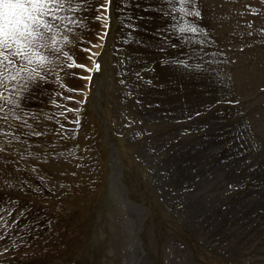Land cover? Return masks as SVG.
Instances as JSON below:
<instances>
[{
  "label": "rangeland",
  "instance_id": "1",
  "mask_svg": "<svg viewBox=\"0 0 264 264\" xmlns=\"http://www.w3.org/2000/svg\"><path fill=\"white\" fill-rule=\"evenodd\" d=\"M146 1L115 0V27L107 47L111 53L104 70L100 61L107 50L111 14L108 0H90L89 10L78 13L85 26L75 31L71 49L76 64L84 67L60 73L64 88L49 82L26 101L28 108L56 114L66 128L75 131L67 133L73 138L61 139L55 120L42 118L37 127L49 130L46 136L30 138L31 148L14 142L0 153V207L14 209L9 224L21 211L25 213L14 227L0 231L5 237L0 240V264H264V161L243 118L250 115L249 103L263 95L264 87L240 89L225 97L221 83L231 81L230 62L216 41L217 48L207 55L214 63L206 66L208 72L199 70L204 74L196 80L212 98L197 102L189 97L193 103L188 105L179 99L170 102L164 96L178 88L176 82L145 76L152 68L137 72L126 57L116 81L120 88L115 87L104 73L116 62L117 52L129 48ZM252 3V8L244 9L257 16L260 10L255 0ZM189 10H199L200 17L183 16L181 22H195L204 29V34H189L212 40L200 0ZM260 19L245 18L238 24L255 32ZM170 32L173 37L178 34ZM130 35L131 41L124 43ZM95 64L100 65V73L89 71ZM133 74L145 84L144 94L151 101L132 97L136 90L129 85ZM89 76L90 80L82 78ZM93 79L98 82L97 96H93L97 91ZM49 80L54 81V76ZM178 112L182 113L179 117ZM162 114L168 118H159ZM112 115L123 122L120 132L108 122ZM77 119L78 126L70 123ZM187 120L196 128L208 126V143L204 134V145L192 142L182 158L165 147L147 148L149 139L169 134L180 139ZM210 147L217 150L209 151ZM70 149L74 150L71 157L67 156ZM29 151L37 155L28 156ZM9 200L15 203L9 205Z\"/></svg>",
  "mask_w": 264,
  "mask_h": 264
},
{
  "label": "bare ground",
  "instance_id": "2",
  "mask_svg": "<svg viewBox=\"0 0 264 264\" xmlns=\"http://www.w3.org/2000/svg\"><path fill=\"white\" fill-rule=\"evenodd\" d=\"M114 2H115V0L111 1V8H110V10L112 11L111 25L108 29V39H107L108 42H107V44L104 45V47L106 49L108 47V43L110 41V38H111V35L113 32V28L115 27V24H114L115 16L113 13ZM200 4L202 5L203 9L205 10V14L208 17V20H209L208 37L212 40H209L208 38H206L204 36L196 37L197 35L193 36L189 33L182 34V35L176 34L173 37V34L168 30L169 20H170L171 16H165L164 15V12L169 10L167 4L162 3L161 0H147L144 4H142V6H141L142 14L140 17L139 27L138 28L136 27V29L133 33L134 34L133 39H132V41L130 40L131 43H130V45H128L129 48H127V49L122 48L121 51L119 50L117 52L118 58H117L116 62L115 63L112 62L110 69L107 70L106 73H104L105 75H107V78H108L107 81L114 83L113 85H115V87L116 86L119 87V83L116 81L118 80V78L121 74V70H122L120 64L123 63V61L126 57L127 60L129 61L128 64H129L130 68L136 69L137 72L143 71V70H145L144 67L149 68V66H150L152 68V70H150V72H148V75H145V76L151 75V77H154L156 79L161 78V80L164 78L165 79L167 78L169 80L176 82V85H178V88L171 90V92L168 93V95H166V96L163 95L164 98L169 99L170 102L174 101L175 99H179L180 102H185L184 104L188 105L189 103H193L192 101H189V99H191V98L197 99L196 100L197 102H198V99H200V102H201V99L205 100L206 96H209L212 98V95L208 89L204 88L202 84L196 83V80L198 79V77L200 75L204 74V72L203 71L199 72L197 70H185L183 65L178 64V63H168V61H170L171 59H172V61H178V59H180V60L183 59V60H186L189 64L201 63V64H203L204 68H207V67L209 68V66H211V64H209V63L207 64V61H208L207 55L209 54V56H210V53H208V52H210L212 48L216 49L217 43H218V45L222 48V50L225 52V54L229 57V62H230L231 81L229 83H221L225 97L231 96L232 92H237L240 89H247V90H252V91L261 90L264 87V0H255V4H256V6H258V8L260 10V12L257 16L253 15L250 10L246 11L244 9L245 7L252 8V6H253L252 0H200ZM173 15L178 16L177 13H175ZM256 17H259V18L262 17V19L257 21L255 32H252L251 29L249 27H247L246 25L238 24V22L242 19H245V18L255 19ZM180 22H181V20H180ZM174 23H175V21H174ZM184 35L192 36L194 39V42L192 44L181 43V40H182ZM171 40H173L172 43H171ZM201 40L204 41L203 45H201L199 43V41H201ZM172 44H176L178 46L173 48V47H171ZM201 49H202V51H201ZM195 52H200V55L199 56L195 55L194 54ZM110 53H111V49H107V50L104 49V51H103L102 61H100V64L102 65L101 68L104 66V68H105L104 70H106L105 63H106L107 58L110 57ZM124 53H125V55H124ZM201 57H203V59H201ZM173 58H175V60ZM212 58H214V56ZM161 60H167V61H161ZM153 63H155V65H153L154 67L152 66ZM219 65L223 69V66L221 64H219ZM125 69H126V67H125ZM100 72H101V69L99 70L98 73H100ZM96 75L94 76V79L96 78ZM213 75L215 76L214 72H213ZM134 76L135 75L133 74L132 77L130 78L131 84H129L126 81V79H124L130 86L133 87L132 91L134 89H136L135 92H133L134 95L131 94L132 97L134 96V98L135 97L139 98L141 96L140 98H142L145 102L151 101L149 96L144 94V93H146L145 89H144L145 84L142 83L140 80L134 78ZM223 76H224V73H223ZM122 77L126 78L124 76H122ZM151 80H153V79H151ZM153 81H155V79ZM93 82H95V80ZM94 85L97 89L98 88V82L96 81L94 83ZM176 85H175V87H176ZM125 87H129V86H125ZM146 88H147V86H146ZM125 89L126 88H124V90ZM97 93H99V89H97V91L93 92V96H97ZM126 93H125V95H126ZM154 93H156V92H154ZM147 94H148V92H147ZM158 94H159V92H158ZM262 94H263L262 96L255 97L254 100L249 103L250 108H251L250 115L243 116V118L246 122L247 128H249L252 132V138H253L254 143L257 144V146H259L257 152L262 154L263 161H264V92ZM114 95H116V94H114ZM189 97H191V98H189ZM152 98H154V97L152 96ZM155 98H156V96H155ZM158 99L160 100V98H158ZM197 102H196V104H197ZM153 104H155V103H153ZM90 105H91V107L93 106V98L90 100ZM132 105H134V104H132ZM134 107H135V105H134ZM178 107H181V106H179V104H178ZM143 108H144V106H143ZM189 108H191V107L189 106ZM90 110L92 112H94L93 109L90 108ZM104 110H107V109H104ZM189 110H191V109H189ZM175 111H177V110H175ZM181 114H182L181 112H178L176 114V116L179 117V116H181ZM92 115H93V113H92ZM147 116L148 117H151V116L154 117L155 115H152V114H150V115L145 114L144 115V117H147ZM158 117L159 118H163V117L168 118V114H162L161 116H158ZM189 120H187L189 122L187 127L181 131V132H183L182 136L180 133V136H181L180 139L173 137L171 134H169V135L166 134L167 136H164V137L149 139L146 143V145L148 147L145 146V144H143V145L147 148H154L157 146L165 147L174 156L179 154L178 157L182 158L184 156V153L186 152L188 146L191 145L192 142H195L198 144L203 143V145H204V141H205L204 140L205 138H203L204 134H206L208 136V140H206L205 142L206 143L209 142L210 132H209L208 126L207 127L205 126L206 128H204V127L196 128L193 125V122L189 121ZM108 122L113 123L115 131H118V132L121 131L123 122L119 117H117V116L115 117V115H112L109 117ZM132 130H134V129H132ZM151 130H152V128H151ZM142 132H144V131L142 130ZM124 134H123L124 137L127 138L126 135L128 134V129L124 132ZM183 138H189V140L186 139L187 140L186 142H182L181 139H183ZM250 142L252 143L251 140H250ZM149 144H151V145H149ZM136 147H139V146H135V148ZM107 148H108V146H107ZM212 148L214 151L217 150L215 147H210L209 151H211ZM137 152H138V150H137ZM137 152H136V154H137ZM112 156L110 158H112ZM248 156H249V154H248ZM158 176H160V175L158 174ZM160 178H161V176H160ZM211 180H212V178H211ZM217 182H218V180H217ZM166 188H168V187H166ZM178 188H179V186H178ZM153 189H154V187H153ZM205 190H207V189H205ZM183 192H185V191H183ZM108 193H109L108 195L111 194V192H108ZM173 194H174V191H173ZM187 194H189V193H187ZM108 195H106V197ZM157 195H158V193H157ZM180 203H181V201H180ZM183 203H184V200H183ZM192 203H193V201H192ZM193 212H194V210H193ZM206 218H208V217H206ZM193 222H194V220H193ZM231 222L232 221H230V223ZM239 226L240 225H238V228H239ZM163 227H164V225H163Z\"/></svg>",
  "mask_w": 264,
  "mask_h": 264
},
{
  "label": "snow or ice",
  "instance_id": "3",
  "mask_svg": "<svg viewBox=\"0 0 264 264\" xmlns=\"http://www.w3.org/2000/svg\"><path fill=\"white\" fill-rule=\"evenodd\" d=\"M161 2L166 3L169 8L164 15L171 16L175 21L169 25V31L181 35L204 34V29L195 22H180L183 16L200 17L199 10H189V6H195L196 0H161ZM89 8L90 0H0V153L5 152L6 146H11L14 142L28 144V148H31L32 145L28 143L30 138L46 136L49 130L40 131L37 127L42 118L55 120L59 125L55 132L61 139L73 138L67 133L75 130L66 128L59 119H56V114H44L42 111L32 110L26 106V101L33 96L35 89L49 82H55L64 88L60 73L74 67H84L76 64L71 49L75 44V31L85 26L84 18L78 13ZM175 13L180 15H173ZM130 39L131 35L123 42L129 43ZM193 42L192 36L184 35L181 40V43ZM199 43L203 45L204 41L201 40ZM177 46L171 45L173 48ZM194 54L199 56L200 52ZM168 63L181 64L185 70L209 71L201 63L189 64L183 59ZM207 63L211 64L214 61ZM99 67V64H95L89 71H98ZM53 76L54 81H50L49 78ZM82 78L91 79L90 76ZM57 95L62 96V93L58 92ZM52 103L58 108L63 107L56 101ZM69 111L73 110L69 109ZM59 115L63 116L64 113L61 112ZM70 123L78 126L79 119ZM73 151L68 150L67 156L71 157ZM27 154L37 155L30 151ZM59 155L64 156L65 153ZM33 171H36L35 166ZM44 182V178H41V183ZM7 186L12 187L11 184ZM13 203L15 202L8 201L9 205ZM5 212L7 216L4 215ZM13 212L14 209L0 207V231L11 229L16 221L25 215L21 211L16 216V220L9 224L8 217H11ZM4 238L0 236V240Z\"/></svg>",
  "mask_w": 264,
  "mask_h": 264
},
{
  "label": "water",
  "instance_id": "4",
  "mask_svg": "<svg viewBox=\"0 0 264 264\" xmlns=\"http://www.w3.org/2000/svg\"><path fill=\"white\" fill-rule=\"evenodd\" d=\"M111 1H112V0L109 1V6H110V8H111ZM111 14H112V12H111ZM106 44H107V42H106Z\"/></svg>",
  "mask_w": 264,
  "mask_h": 264
}]
</instances>
